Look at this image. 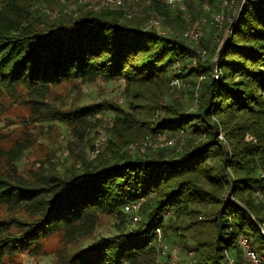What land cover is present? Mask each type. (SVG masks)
Masks as SVG:
<instances>
[{
    "label": "trees",
    "instance_id": "1",
    "mask_svg": "<svg viewBox=\"0 0 264 264\" xmlns=\"http://www.w3.org/2000/svg\"><path fill=\"white\" fill-rule=\"evenodd\" d=\"M145 1L160 26L147 28L119 10L43 15L60 0H0V264H23V257L34 264H155L159 227L177 246L179 264H253L242 238L264 257L257 224H264V203L254 195L264 172V0H244L218 79L188 46L183 9ZM207 69L209 80L196 89ZM96 82H122L129 109L105 96L96 104H67L76 87ZM181 84L191 99L197 92L192 112L186 109L192 105L168 98ZM108 111L110 127L98 118ZM27 115L52 133L41 144ZM93 122L104 123L109 137L98 153L101 164L80 171L79 154L65 165L71 169L56 173L55 151L43 152L60 148L66 137L74 143L94 134ZM143 141L146 147L125 150ZM175 144L182 147L177 152ZM171 147L172 154L155 152ZM141 199L133 221L123 208ZM190 204L197 206L196 225L187 234L168 221L184 214L189 228ZM103 220L113 233L94 237Z\"/></svg>",
    "mask_w": 264,
    "mask_h": 264
},
{
    "label": "rangeland",
    "instance_id": "2",
    "mask_svg": "<svg viewBox=\"0 0 264 264\" xmlns=\"http://www.w3.org/2000/svg\"><path fill=\"white\" fill-rule=\"evenodd\" d=\"M118 0H115L114 3H103L102 0H60V3L49 5L47 9L44 10L43 15L48 17H57L61 14H67L71 11H75L73 15H80L84 11H116L119 10L120 12H124V16L126 19H132L133 17L141 18L144 21V26L147 28H152L149 22L153 23L154 19L157 18L159 20V23L156 24L158 26L161 25V17H159L155 11H153L149 7V3L145 0H120V3H117ZM162 2V0H161ZM186 2L188 0H185L182 5H180V8L183 9V12L186 16V23L187 25H184V31L185 32L189 30H197L198 31V38L197 40H192L187 38L188 46L196 48L197 51H200V57L203 59L201 60V63L208 65H211L210 69V75L215 78V75L219 76V63L223 60L222 52L224 50L225 45L229 42L231 39L232 33L237 27V24L239 22L238 17L239 14H241L242 11V5L244 3V0H194L190 5H188ZM175 7V6H174ZM178 7V6H176ZM133 18V19H134ZM161 18V19H160ZM218 18L219 21L216 19ZM132 19V20H133ZM163 26V25H162ZM162 30V28H160ZM185 37V36H184ZM193 63V61H192ZM213 64V65H212ZM209 69L205 70L203 73H199L198 80L195 82V88L199 89L201 87V81L206 76V81L209 80ZM179 85V84H178ZM78 86V85H76ZM82 94V95H81ZM100 94V95H99ZM197 92L195 93L194 99H191L188 95V87H185L184 85H180L178 87H173L170 90V98H174L179 100V103L192 105L187 106V113L192 112L195 107L197 106ZM107 97L110 100H114L118 102L120 107L129 109L128 105L125 104V98H123V83L122 82H96L95 84L91 85H84L81 87H76L72 94L68 96L66 102L68 103H79L80 105H87L89 103H99L103 100V98ZM167 98V99H168ZM149 105V104H148ZM197 109V108H196ZM107 111V110H105ZM106 114L99 116V119L104 120L107 123H101V122H93L92 127H94V131L96 132L93 134L90 132L89 134L82 135L80 138H77L76 142H72L70 140L65 139V141L60 145V148L58 146L53 145L49 146L44 153H52L55 151L54 158L56 160H59L55 163V169L54 171L58 174H63L66 171H68L71 168H66L65 165H70L73 157L80 154V157L82 161L78 164H76L74 167H81L80 171L83 169H91L96 168L98 164L101 163L98 162V160L101 159L100 155L98 154L99 151L102 149V145L104 144V139L109 138L108 133L103 128V124L107 127H110V119L109 117L111 115V112H105ZM28 116V115H27ZM23 116V117H27ZM157 118V117H155ZM37 116L35 115H29L27 118L28 127L30 130H33V136L38 137L36 139L37 145L42 143V140L51 135L52 133L44 132L42 128L39 125V122L36 121ZM111 135V134H110ZM221 136V137H220ZM219 139L222 140L224 143L225 149H227V144L225 142L224 134L221 132L218 135ZM245 140H250L251 136L249 134H245L244 136ZM111 142L115 144V146H120L121 143H117L116 137H110ZM171 140L174 143V140L176 138L172 137ZM171 140L170 143H171ZM102 141V144H100L98 152H96V143ZM169 141H166L164 143H161L160 141L154 142V147L157 146H163L168 143ZM177 142V140H176ZM92 144H94V148L92 149ZM148 143L146 141L140 142V143H130L128 147L125 148V150L129 153L135 151V148H143L146 147ZM173 145V144H172ZM172 147L174 148V152L179 151L182 147L178 146L176 148V144ZM172 147L168 149L166 152H160L155 150L156 153L165 155L166 153L172 154ZM36 152L40 150L37 146L34 149ZM154 151V150H153ZM98 154V155H97ZM38 156V155H37ZM39 157V156H38ZM33 158L32 162L35 161L34 166L38 167L39 165V158ZM24 164V163H23ZM28 164V163H27ZM26 164V165H27ZM30 165V163L28 164ZM47 167H42L41 173L44 175L47 171ZM228 176L232 178V172L227 169ZM225 198H233L232 194L228 195L226 194ZM236 199V198H235ZM258 199V198H257ZM259 201L264 203L263 199H258ZM145 199H141L138 203H128L124 206V211L127 213H131L133 215V221L138 218V212L140 211L139 208L143 204ZM135 206V208H134ZM197 208L196 205L190 204V211L189 214L192 216L193 220L190 223L189 228H184L186 223L188 222V217L186 215L182 214L179 218L176 220L173 219V217L168 221V224H170L173 228L177 230H183V232L189 234L192 233V229H190L192 226H195V218L196 213L194 212ZM166 215H164L165 217ZM254 217L251 216V220ZM169 219V216L167 220ZM202 219V218H201ZM254 220V219H253ZM259 231L262 235H264V224L257 223ZM198 228V226H197ZM156 229H159L160 233L156 234ZM154 232V246L157 250V256L155 260V264H172L175 262V264H179V257H181L180 252L178 251V248L176 245L167 244L166 239L164 240L163 233L161 228H156ZM190 229V230H189ZM113 225L110 220H103L101 221L100 225L96 228L94 232V237L97 236H110L113 233ZM170 233V232H169ZM152 241L149 243V246H152ZM176 248L177 249V257L175 259H172L171 257V250ZM257 252V251H256ZM258 254V253H257ZM259 255V254H258ZM261 256V264H263L264 257ZM191 257V256H189ZM37 260L41 263H46L48 261V257H41L37 258ZM36 260H34L31 257H23V264H34Z\"/></svg>",
    "mask_w": 264,
    "mask_h": 264
},
{
    "label": "built area",
    "instance_id": "3",
    "mask_svg": "<svg viewBox=\"0 0 264 264\" xmlns=\"http://www.w3.org/2000/svg\"><path fill=\"white\" fill-rule=\"evenodd\" d=\"M102 1H103V3H114L115 0H102ZM184 1L185 0H162V2L164 4H166L167 6H170V7L180 6L184 3ZM117 3L119 4L120 0H118ZM153 19H154V22L153 23L149 22L150 25H156L159 23V20L157 18H153ZM216 19L219 21L218 18H216ZM184 36L189 38V39H192V40H197L198 31L197 30H189V31L184 33ZM215 78H217L216 75H215ZM168 143H170V141ZM100 144H102V141H99L96 143V152H98ZM259 177L262 180V185L258 190L255 191L254 195L258 199H263L264 198V172H261ZM134 208H135V206H134ZM159 233H160L159 229H156V234L158 235ZM241 244H242L243 249L246 251L247 256L252 261V263L253 264H261V256H259L257 254V252L249 245L246 238L241 239ZM170 252H171L170 254H171L172 259H175L177 257V249L174 248ZM172 264H175V262H173Z\"/></svg>",
    "mask_w": 264,
    "mask_h": 264
},
{
    "label": "water",
    "instance_id": "4",
    "mask_svg": "<svg viewBox=\"0 0 264 264\" xmlns=\"http://www.w3.org/2000/svg\"><path fill=\"white\" fill-rule=\"evenodd\" d=\"M242 12V11H241ZM239 18H240V14H239V17H238V19L237 20H239ZM213 65V64H212Z\"/></svg>",
    "mask_w": 264,
    "mask_h": 264
}]
</instances>
